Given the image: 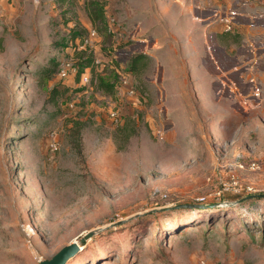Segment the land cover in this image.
<instances>
[{"label":"rangeland","instance_id":"374dc122","mask_svg":"<svg viewBox=\"0 0 264 264\" xmlns=\"http://www.w3.org/2000/svg\"><path fill=\"white\" fill-rule=\"evenodd\" d=\"M89 1L0 0V264H41L89 229L66 264H264V196L241 199L264 193V42H220L238 75L169 91L149 56L128 70L140 44L113 39ZM90 25L102 67L118 59L110 93L58 78L61 60L93 56ZM122 75L136 102L117 94Z\"/></svg>","mask_w":264,"mask_h":264},{"label":"crops","instance_id":"0c3cea01","mask_svg":"<svg viewBox=\"0 0 264 264\" xmlns=\"http://www.w3.org/2000/svg\"><path fill=\"white\" fill-rule=\"evenodd\" d=\"M104 14L105 26L107 17H115L113 39H126L132 34L136 40L131 46L139 43L137 51L155 60L160 80L168 77L165 85L174 92H201L211 84L208 78L213 75L222 73L223 79L227 73L238 75L240 62L226 52L223 43L228 45L232 39H249L256 42L254 45L264 42V0H106ZM228 23L238 34L225 30ZM92 39L93 58H101L103 40L99 35ZM132 51L128 50V57ZM214 51L220 57L213 55ZM171 53L173 59L163 62ZM175 54L179 56L175 58ZM177 59H182L181 65L172 64ZM252 65L254 68L255 58L248 67ZM179 76L185 78L177 80Z\"/></svg>","mask_w":264,"mask_h":264},{"label":"built area","instance_id":"2783aa9c","mask_svg":"<svg viewBox=\"0 0 264 264\" xmlns=\"http://www.w3.org/2000/svg\"><path fill=\"white\" fill-rule=\"evenodd\" d=\"M114 23H115V17L113 16H109L106 19V29L108 32H113L114 30ZM232 25L231 23H228L225 25V30L226 31H231ZM98 32L97 29L95 27H92L89 31L88 34L83 38L82 44H88L90 46L93 45L92 41H93V37L97 36ZM111 52V51H110ZM116 54L111 53L109 56V65L113 66V67H117L114 63V61L118 60L117 58H115ZM102 61V58L99 57H95L94 58V63L95 64H100ZM101 65V64H100ZM78 73V67L76 64H74V61L72 60H61L60 61V65H59V71H58V78L60 79H67L69 78L71 75H77ZM90 80V73H89V69L86 68L84 71H82L79 74V81L82 84H88ZM116 91L117 94L122 97H129L133 102L137 101V97H138V91L137 89L132 85L129 84L128 82V76L127 75H122L120 77L118 86L116 87ZM111 114H114V112H111ZM52 135V134H51ZM49 147L53 150L58 148V141L57 139L54 137L51 138V140L49 141ZM199 264H216L214 262L205 260V259H199Z\"/></svg>","mask_w":264,"mask_h":264},{"label":"trees","instance_id":"16d2710c","mask_svg":"<svg viewBox=\"0 0 264 264\" xmlns=\"http://www.w3.org/2000/svg\"><path fill=\"white\" fill-rule=\"evenodd\" d=\"M87 11L92 20L95 19H102L104 21V7L102 3H99L97 0H91L89 1L87 5ZM106 32V30H104ZM86 32L80 37V41H83V38L85 37ZM109 34V33H108ZM220 40V39H219ZM79 41V42H80ZM132 56V57H131ZM131 57V64L128 70L130 72H136L137 67L140 65V62L142 60L148 59V56L145 53L142 52H135L130 55ZM86 63L83 65H79L78 67V73H77V78H79V74L84 71L86 68L89 69L90 73V80H89V85L91 86L92 89L94 90H102L104 92H113L114 91V83L111 81H108L104 76L106 72L110 69L113 70L115 67L110 66V67H102L101 69L94 63V58L90 54L88 58L85 60ZM115 65L118 67L119 64L117 61H114ZM78 64V63H77ZM94 74L98 75L97 81L94 79ZM130 120V119H129ZM127 120L121 127L118 129V133L123 134L124 141L128 140L129 136L132 134L134 131V128L130 126V122ZM193 205V204H192ZM202 206V204L200 205Z\"/></svg>","mask_w":264,"mask_h":264},{"label":"water","instance_id":"95a60500","mask_svg":"<svg viewBox=\"0 0 264 264\" xmlns=\"http://www.w3.org/2000/svg\"><path fill=\"white\" fill-rule=\"evenodd\" d=\"M262 195L264 196V193H251L242 197L241 199L259 197ZM194 205L200 206L201 204L194 203ZM95 231H97V229H89L85 231L79 238L73 239L66 245L59 248L50 258L41 260V264H66L68 259L75 255L76 252L81 248V243L85 239L89 238Z\"/></svg>","mask_w":264,"mask_h":264}]
</instances>
